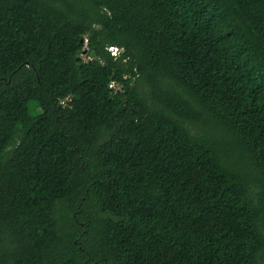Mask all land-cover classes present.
<instances>
[{"label":"trees","instance_id":"trees-1","mask_svg":"<svg viewBox=\"0 0 264 264\" xmlns=\"http://www.w3.org/2000/svg\"><path fill=\"white\" fill-rule=\"evenodd\" d=\"M0 264H264V0H0Z\"/></svg>","mask_w":264,"mask_h":264},{"label":"rangeland","instance_id":"rangeland-1","mask_svg":"<svg viewBox=\"0 0 264 264\" xmlns=\"http://www.w3.org/2000/svg\"><path fill=\"white\" fill-rule=\"evenodd\" d=\"M87 46V40L85 41V47ZM117 52V49L116 48H113L112 49V53H116ZM88 54V52L86 51L83 55L85 56V55H87Z\"/></svg>","mask_w":264,"mask_h":264},{"label":"clouds","instance_id":"clouds-1","mask_svg":"<svg viewBox=\"0 0 264 264\" xmlns=\"http://www.w3.org/2000/svg\"><path fill=\"white\" fill-rule=\"evenodd\" d=\"M113 48H116V47H110L109 50L112 52V49H113ZM116 49H117V52H116V53H112V54L117 55V54L119 53L120 50H119L118 48H116Z\"/></svg>","mask_w":264,"mask_h":264}]
</instances>
